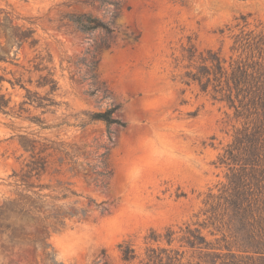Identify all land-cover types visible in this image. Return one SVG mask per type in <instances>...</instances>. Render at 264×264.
<instances>
[{"label": "rangeland", "instance_id": "obj_1", "mask_svg": "<svg viewBox=\"0 0 264 264\" xmlns=\"http://www.w3.org/2000/svg\"><path fill=\"white\" fill-rule=\"evenodd\" d=\"M67 1L0 0V11L16 16L15 24L34 29L36 48L51 55L59 85L54 95L59 105L52 112L41 115V110L30 108V113L17 118L0 111V197L8 191L9 175L26 156L19 146L21 135L78 147L85 154L79 158L82 166L96 164L101 146H107L113 170L107 189L88 186L67 172L44 177V183L51 185L57 180L71 183L79 197L67 200L68 204L77 200L76 207L81 208L92 199L103 203L105 212L92 207L85 218H65L64 226L50 230L48 251L53 263L46 262L41 249L33 245L28 252L15 247L13 260L15 264H102V260L121 264L119 243L130 241L142 252L150 229L162 232L166 227L177 230L186 223L199 224L206 194L218 193L226 183L228 170L219 165L218 157L240 123L225 102L181 81L186 64L182 49L190 41L200 51L220 52L227 61L238 56L241 50L231 49L235 36H264V0H124L117 16L111 5L66 9L61 3ZM68 10L89 13L115 28L111 47L97 52V75L109 90L104 100L99 94L85 93L87 72L77 63L103 34L59 27V12ZM25 53L32 54L26 49L18 57L23 59ZM11 69L1 64L0 74L10 79ZM2 92L11 98L10 106L24 94L7 82ZM114 106H118L114 117L126 125L111 126L112 143L107 144L105 125L88 122L87 115ZM33 115L54 127L42 129L27 118ZM62 121L67 124L56 126ZM202 233L214 240L207 230ZM9 261L0 249V264Z\"/></svg>", "mask_w": 264, "mask_h": 264}, {"label": "trees", "instance_id": "obj_2", "mask_svg": "<svg viewBox=\"0 0 264 264\" xmlns=\"http://www.w3.org/2000/svg\"><path fill=\"white\" fill-rule=\"evenodd\" d=\"M61 4L66 9L73 5L97 8L111 5L117 16L124 0H70ZM0 13H3L0 18V65L12 67L10 79L0 74V111L17 118L22 113H30V108L41 110V115L52 112L51 108L59 105L54 99L59 85L51 55L37 50L32 27L15 24L14 19L18 18L11 12L1 10ZM58 22L59 27L103 34L77 63L87 72L85 93L89 96L99 94L100 100L106 99L109 90L97 75V52L111 47L115 28L89 13L70 10L59 12ZM26 49L32 54L25 53L20 59L18 53ZM231 49L241 52L227 61L220 52L200 51L189 41L181 57L186 61L181 81L188 86L197 85L214 101L225 102L233 110L235 121L240 123L239 127H234L232 141L218 157L219 165L228 170L226 183L218 193L209 190L206 194L199 212L203 219L199 224H192V227L186 223L177 230L166 227L162 232L150 229L144 236L142 252L130 241L119 243L121 264H264V36H235ZM3 82L24 91L18 104L10 106L11 98L2 92ZM117 109L118 106H114L87 115L88 122L105 125L107 144L112 143L109 128L126 125L114 117ZM27 118L42 129L54 127L40 116ZM62 124L67 123L62 121L56 126ZM80 126L84 123L80 122ZM19 146L26 156L9 175L10 180L5 184L8 191L0 197V249L10 257L9 264H15V247L28 252L33 245L41 249L46 262L53 263L48 251L50 230L57 231L64 226L65 218H85L92 207L99 209L101 214L106 209L103 203L92 199L81 208L76 207L80 203L77 200L68 204L67 200L79 197L71 183L57 180L51 185L44 183V177L67 172L72 177H81L88 186L107 189L113 175L109 150L101 146L103 151L97 155V163L87 162L82 166L79 158L85 154L78 147H69L63 142L21 135ZM203 230L214 240H208ZM102 264L108 263L102 260Z\"/></svg>", "mask_w": 264, "mask_h": 264}]
</instances>
